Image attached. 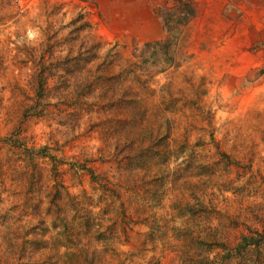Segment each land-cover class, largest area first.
Listing matches in <instances>:
<instances>
[{"label":"rangeland","instance_id":"obj_1","mask_svg":"<svg viewBox=\"0 0 264 264\" xmlns=\"http://www.w3.org/2000/svg\"><path fill=\"white\" fill-rule=\"evenodd\" d=\"M195 1L0 0V264H264V0Z\"/></svg>","mask_w":264,"mask_h":264},{"label":"trees","instance_id":"obj_2","mask_svg":"<svg viewBox=\"0 0 264 264\" xmlns=\"http://www.w3.org/2000/svg\"><path fill=\"white\" fill-rule=\"evenodd\" d=\"M172 5L165 13V23L168 32L173 34L174 31L180 32L187 26L197 14V3L195 0H170ZM244 243H248V237H244ZM241 246V245H240Z\"/></svg>","mask_w":264,"mask_h":264}]
</instances>
